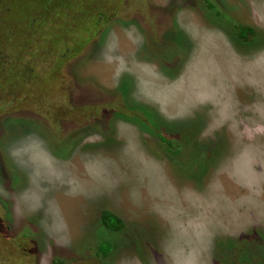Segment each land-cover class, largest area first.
<instances>
[{
  "label": "rangeland",
  "instance_id": "rangeland-1",
  "mask_svg": "<svg viewBox=\"0 0 264 264\" xmlns=\"http://www.w3.org/2000/svg\"><path fill=\"white\" fill-rule=\"evenodd\" d=\"M78 1L47 77L58 7L0 0V264H264V0Z\"/></svg>",
  "mask_w": 264,
  "mask_h": 264
},
{
  "label": "trees",
  "instance_id": "trees-1",
  "mask_svg": "<svg viewBox=\"0 0 264 264\" xmlns=\"http://www.w3.org/2000/svg\"><path fill=\"white\" fill-rule=\"evenodd\" d=\"M42 1H44V0H42ZM48 1L50 3L49 6H51L52 8L58 7V11H55L53 13V20H55L56 24L58 23V21H63V22H61L62 26L59 27V25H58V27L60 29H64L66 31L67 36L61 32V34L63 35V38L65 40L66 47L63 50L57 51L55 53V55H56L55 58L57 60V64H56V61L54 60V62L52 63V65L50 67V71L47 72V73H49L47 75V77L50 76V74L52 76L57 75V73H59V71L63 68L64 62L67 61L66 57H71V56L79 53L83 49L86 41L91 39V37L85 39V37L81 33V30L79 29V26L77 24L76 19H74V16H75V18L77 17V12L81 11L82 8H84V6L82 5V7H80V9L78 11H72L74 6H77V7L80 6V3L78 0H46V2H48ZM104 1L109 6L112 3V0H104ZM202 1L207 8L212 9L214 13L219 14L218 13V11H219L218 5L215 2H213L211 0H202ZM23 7H29V4H26V6H23ZM7 8H9V6ZM43 9L44 8H42L41 10H43ZM63 19H65L66 22H71L70 25H67V26L64 25ZM232 25H233L234 30L237 31V34L239 35L240 39H242V40L247 39L248 34L252 35L254 33V30L250 27L239 25L236 23H234ZM69 29H71L73 37H70L71 34H70ZM87 30L92 34V36L95 34L96 31H98V29H93L92 27H89V26L87 27ZM20 52H24V50L20 51ZM50 53L53 54V52H50ZM14 59H15V56H13L12 60L10 61L11 65L9 63L8 67L6 69H4V72L3 73L0 72L3 74V77H1L3 79L1 81L2 84L9 85L8 83L10 82V79L7 80L5 78L6 77L5 74L7 75V73L13 69ZM54 82H52V81L50 82V79L47 80L46 85H44V87H43L44 92H42V94H45V95H46V93L49 94V92L47 91L48 86H50L51 84H54ZM31 90H33V93H31V92L30 93H24V94H28V96H30V98H26L24 101L30 103V106L34 105V104H36L37 106H40V107L45 106L47 97H44L45 95H43V97L40 96L39 94H41V93H37L35 91L36 90L35 86L31 87L30 91ZM1 91H3V90H1ZM21 94H23V93H21ZM32 95L34 96V98L32 97ZM38 97H40V98H38ZM159 134H160V138H162V140L165 141L167 137L165 136V134L163 133L162 130L159 132ZM181 141H182L181 139H177V140L174 139V142L169 141L168 142L169 143V148H168L169 151L172 153H175V152L178 153L180 150ZM199 157L200 156H197V157L192 156L191 158L195 159V162L189 163V165L186 164L187 161L185 159H183V157L182 158L179 157V159H177L176 162L180 166V170L182 169L184 171H191L194 169V165L203 159V158H201L199 161H197V159H199ZM101 221H102V226L105 229L109 230L110 232H113V235H119V234L124 233L126 226H127L123 220H121L116 214H114L111 211L110 212L109 211H103L102 215H101ZM6 228H7V230L11 229V226L6 225ZM11 233H13V232L11 231ZM25 235H27V234H25ZM27 236H29V235H27ZM2 237H3V240H2L3 242H5L8 245H11L9 243L8 238L4 234L1 233L0 238H2ZM28 242H30V241H28ZM99 247H103V243L100 242ZM30 262H31V264H33V260H31ZM23 264H27V263L23 262Z\"/></svg>",
  "mask_w": 264,
  "mask_h": 264
}]
</instances>
